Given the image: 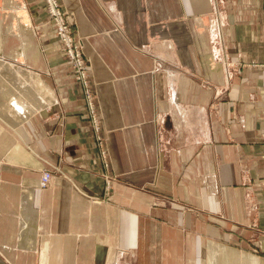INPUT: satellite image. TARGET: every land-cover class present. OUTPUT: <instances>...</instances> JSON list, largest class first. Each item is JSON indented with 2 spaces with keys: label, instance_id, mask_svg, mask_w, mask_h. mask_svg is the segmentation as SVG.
Here are the masks:
<instances>
[{
  "label": "crops",
  "instance_id": "crops-1",
  "mask_svg": "<svg viewBox=\"0 0 264 264\" xmlns=\"http://www.w3.org/2000/svg\"><path fill=\"white\" fill-rule=\"evenodd\" d=\"M60 2L107 166L44 1L0 0V255L264 264V0Z\"/></svg>",
  "mask_w": 264,
  "mask_h": 264
},
{
  "label": "built area",
  "instance_id": "built-area-1",
  "mask_svg": "<svg viewBox=\"0 0 264 264\" xmlns=\"http://www.w3.org/2000/svg\"><path fill=\"white\" fill-rule=\"evenodd\" d=\"M46 3L50 20L55 25V32L64 46L66 56L71 64L72 73L79 83L80 90L85 104V112L90 120L93 130L96 132V140L100 147V155L104 167L107 166L103 140L99 133V117L94 103V94L88 74L89 59L83 51L84 42L81 37L75 36L71 30L66 12L61 10L58 0H42ZM52 177L51 171H44L40 176V187L44 188L49 184ZM97 200V199H96Z\"/></svg>",
  "mask_w": 264,
  "mask_h": 264
},
{
  "label": "rangeland",
  "instance_id": "rangeland-1",
  "mask_svg": "<svg viewBox=\"0 0 264 264\" xmlns=\"http://www.w3.org/2000/svg\"><path fill=\"white\" fill-rule=\"evenodd\" d=\"M45 3V2H44ZM58 3H59V5H60V7H61V10L62 11H65L66 12V16H67V20H68V22H69V25H70V27H71V30H72V32H73V34L75 33V30H74V26H73V23L69 20V18H68V15H69V13L64 9V8H62V6H61V2H60V0H58ZM45 6H46V3H45ZM46 9H47V6H46ZM54 24V23H53ZM55 26V25H54ZM56 33V32H55ZM57 36V35H56ZM82 38V37H81ZM82 40H83V38H82ZM83 42H84V40H83ZM83 51H84V49H83ZM66 54V53H65ZM86 56V55H85ZM67 57V56H66ZM87 57V56H86ZM88 58V57H87ZM67 60H68V58H67ZM69 61V60H68ZM69 65H70V70H71V64L69 63ZM71 75L73 76V78H74V80L76 81V83L78 84V86H79V83L77 82V80H76V78L74 77V73H72V70H71ZM79 88H80V86H79ZM89 124H91V123H89ZM48 165V168L47 169H45V170H43L42 172H44V171H51L52 172V175L53 174H62V171L60 170V168H59V166H55V165H53V164H47ZM42 172H41V174H42ZM41 174H40V176H41ZM92 198H94L95 200L96 199H98V200H100L101 198H99V197H92ZM0 264H8L7 262H6V260L0 255Z\"/></svg>",
  "mask_w": 264,
  "mask_h": 264
}]
</instances>
